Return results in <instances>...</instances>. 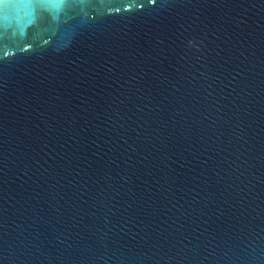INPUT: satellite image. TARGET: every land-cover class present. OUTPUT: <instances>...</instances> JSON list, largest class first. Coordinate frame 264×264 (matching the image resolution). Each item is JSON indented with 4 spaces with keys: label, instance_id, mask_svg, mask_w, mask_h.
<instances>
[{
    "label": "water",
    "instance_id": "water-1",
    "mask_svg": "<svg viewBox=\"0 0 264 264\" xmlns=\"http://www.w3.org/2000/svg\"><path fill=\"white\" fill-rule=\"evenodd\" d=\"M0 264H264V0H0Z\"/></svg>",
    "mask_w": 264,
    "mask_h": 264
}]
</instances>
